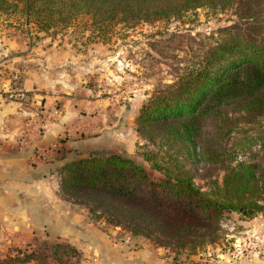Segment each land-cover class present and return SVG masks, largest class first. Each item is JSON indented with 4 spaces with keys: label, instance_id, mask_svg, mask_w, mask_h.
Segmentation results:
<instances>
[{
    "label": "rangeland",
    "instance_id": "obj_1",
    "mask_svg": "<svg viewBox=\"0 0 264 264\" xmlns=\"http://www.w3.org/2000/svg\"><path fill=\"white\" fill-rule=\"evenodd\" d=\"M231 15L229 10L199 6L161 18L139 15L100 22L95 28L85 15H75L66 24L42 28L34 20L27 24L18 6L0 11V102L23 101L31 90L38 100L35 127L21 128L16 142L57 123V141L70 138L77 143L73 157L121 152L140 162L149 176H160L161 170L144 154L160 160L168 148L158 134L149 138L137 130L138 109L154 88L170 83L201 59ZM257 126L264 129V118ZM241 135L233 132L228 143L238 142ZM239 143L232 158L260 154L254 138ZM158 145L163 146L158 150ZM179 158L188 166V159ZM200 165L190 169L195 185L220 180L221 167ZM57 175L60 196L76 213L68 222L78 231L39 237L0 226V261L14 254L13 247L67 242L77 250L69 256L70 264H264L260 211L244 215L230 210L212 229L191 238L165 236L146 224L132 230L119 215L113 219L108 205L117 204L109 199L64 192ZM50 250L45 252L50 255Z\"/></svg>",
    "mask_w": 264,
    "mask_h": 264
},
{
    "label": "trees",
    "instance_id": "obj_2",
    "mask_svg": "<svg viewBox=\"0 0 264 264\" xmlns=\"http://www.w3.org/2000/svg\"><path fill=\"white\" fill-rule=\"evenodd\" d=\"M12 6L20 8L27 24L34 20L42 28L66 24L75 15H85L95 28L100 22L161 18L199 6L229 10V22L217 29L201 59L154 88L135 116L139 132L149 138L158 134L170 149L160 160L144 154L161 175L149 176L121 152H89L57 166L59 186L71 195L109 199L117 204L108 205L113 219L119 215L132 230L146 224L165 236L191 238L212 229L230 210L264 213V129L257 128L264 118V0H0V11ZM233 132L242 134L239 141L254 138L260 154L232 158L240 144L228 143ZM196 164L218 165L220 180L195 185L190 169ZM49 245L13 247L14 254L0 264H70L69 256L77 254L67 242Z\"/></svg>",
    "mask_w": 264,
    "mask_h": 264
},
{
    "label": "crops",
    "instance_id": "obj_3",
    "mask_svg": "<svg viewBox=\"0 0 264 264\" xmlns=\"http://www.w3.org/2000/svg\"><path fill=\"white\" fill-rule=\"evenodd\" d=\"M30 92L23 101L0 102V226L39 237L68 236L78 231L68 222L76 213L60 196L57 166L77 155V143L70 138L57 141V123L16 142L21 128L35 127L38 100L35 90ZM64 109L69 111L67 104Z\"/></svg>",
    "mask_w": 264,
    "mask_h": 264
}]
</instances>
